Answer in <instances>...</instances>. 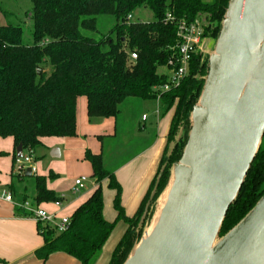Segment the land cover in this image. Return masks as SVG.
<instances>
[{
  "label": "trees",
  "instance_id": "16d2710c",
  "mask_svg": "<svg viewBox=\"0 0 264 264\" xmlns=\"http://www.w3.org/2000/svg\"><path fill=\"white\" fill-rule=\"evenodd\" d=\"M229 0H31V30L26 37L21 26L0 24V138H11L33 154L43 138L76 135V100L86 99L88 118H114L128 98L156 100L157 89L168 82L158 73L172 57L177 44L174 21L198 22L203 39L216 40ZM139 8L148 9L149 23L127 20ZM114 21L107 33H98L97 17ZM134 53L135 60L129 55ZM48 68L49 72L45 69ZM37 69L41 74H37ZM208 72V55L191 56L187 75L179 86L159 93L164 113L173 115L158 171L135 215L126 216L121 206V188L107 171L100 155L85 153L95 189L70 216L68 229L37 222L43 245L35 256L46 261L63 253L80 264H93L116 223L127 229L108 264H123L148 227L156 203L168 184L171 167L182 154L190 130V114L197 103ZM181 135L178 137V133ZM264 136L236 200L229 207L219 237L234 227L264 194ZM3 154H0V157ZM159 174H161L159 176ZM17 176L23 177L21 174ZM56 176L49 174L48 179ZM47 179L36 176L34 203L59 201L46 188ZM114 191L115 220L103 217L102 183Z\"/></svg>",
  "mask_w": 264,
  "mask_h": 264
},
{
  "label": "water",
  "instance_id": "95a60500",
  "mask_svg": "<svg viewBox=\"0 0 264 264\" xmlns=\"http://www.w3.org/2000/svg\"><path fill=\"white\" fill-rule=\"evenodd\" d=\"M205 55L181 157L123 264H264V194L219 237L264 136V0H229Z\"/></svg>",
  "mask_w": 264,
  "mask_h": 264
},
{
  "label": "crops",
  "instance_id": "0c3cea01",
  "mask_svg": "<svg viewBox=\"0 0 264 264\" xmlns=\"http://www.w3.org/2000/svg\"><path fill=\"white\" fill-rule=\"evenodd\" d=\"M205 3H208L202 0ZM210 3V2H209ZM6 25L7 23H0ZM206 47L211 39H205ZM143 101L134 98L124 100L114 118H88L86 99L76 100V135L70 138H43L39 156L32 154L31 166L35 172L30 177L17 176L13 169L14 144L11 138H0V191L6 190L13 196L15 203L29 201L34 203L36 176L47 179L46 188L59 198L61 208L54 202L39 206L56 220L71 214L85 202L95 189L90 164L85 153L100 155L104 168L113 173L121 188V206L128 217L136 214L154 179L166 144L173 112L164 113L160 102L152 100L154 106L146 114L138 117ZM145 102V101H143ZM145 118V119H144ZM150 124L146 126L147 120ZM27 155L26 151H22ZM52 155L47 166L38 161ZM40 160V159H39ZM65 172L67 176L65 177ZM49 174L56 176L48 179ZM87 178L85 187L75 191L74 180ZM28 178V179H27ZM108 182L102 183L103 217L112 222L116 213L113 210L114 191L108 189ZM81 191H84L79 195ZM78 195V196H77ZM127 229L118 221L106 244L99 251L93 264H108L111 255ZM43 245L37 231V222L25 213L0 199V264H80L75 259L55 253L46 261H41L35 252Z\"/></svg>",
  "mask_w": 264,
  "mask_h": 264
},
{
  "label": "built area",
  "instance_id": "2783aa9c",
  "mask_svg": "<svg viewBox=\"0 0 264 264\" xmlns=\"http://www.w3.org/2000/svg\"><path fill=\"white\" fill-rule=\"evenodd\" d=\"M131 15L128 16L127 20L130 22ZM165 22L176 23V38L177 44L172 48L173 55L167 61L166 74L168 75V82L160 86L157 91L156 100L159 101V93L169 92L171 89H174L179 86L180 82L187 75L188 66L191 59V56L194 54H204V41L203 39V29L201 28L198 22L193 24H188L184 20L175 22L174 18L171 15H167ZM130 60H135L136 55L131 53L129 55ZM32 157L31 155H23L21 158H17L14 161L15 169L14 172L17 174L23 175L26 170L29 168L31 173H34L35 170L31 166ZM87 182V178L79 177L74 180L75 191L82 190ZM0 199L4 202L11 204L12 206L22 210L26 216L34 219L36 222H43L49 224L56 229L58 233L65 232L70 224V216H62L56 220L54 214H49L43 210L39 205L29 201H23L21 203H15L13 196L10 192L6 190L0 191ZM56 208H61L59 201L54 202Z\"/></svg>",
  "mask_w": 264,
  "mask_h": 264
},
{
  "label": "rangeland",
  "instance_id": "374dc122",
  "mask_svg": "<svg viewBox=\"0 0 264 264\" xmlns=\"http://www.w3.org/2000/svg\"><path fill=\"white\" fill-rule=\"evenodd\" d=\"M204 1L209 3L212 0H204ZM30 11H31V0H0V23H7V24L13 25V26L24 27L26 37H27L29 35V31L31 30V23L29 20ZM151 21H153L152 14L148 9H145V8L137 9L135 12H133L131 14V18H130V22L149 23ZM113 25H114V21L112 18L106 17V16L97 17L98 33L95 35L91 34V36L98 38L99 34L107 33V31L110 28H112ZM209 42L210 43L207 44V47H206V41H204V48H203L204 54H210L213 51L214 41L211 40ZM45 71L49 72V69L46 68ZM157 72L158 73H166V70L163 67H159L157 69ZM138 102L140 104L143 103L142 110L141 111L139 110V112H138L139 113L138 117L140 118L141 115H144V117H146V114H147L148 118H149L148 112H149V109L152 106H154V102L152 100H148L145 102H143V101H138ZM150 122L151 121L148 119L146 122V126L149 125ZM180 135H181V131L178 133V137ZM263 142H264V140H263ZM36 149L37 150L35 152V156H39V151L41 150V148H36ZM39 159H38V161L42 162L41 164L43 167L48 165V161L53 160L49 155L44 157V158H42V156H40ZM15 168H16L15 165H13V169H15ZM65 177H68L67 172H65ZM83 192L84 191H81L79 193V195ZM158 202L159 201L157 200L156 207L158 205ZM156 207H155V210H156Z\"/></svg>",
  "mask_w": 264,
  "mask_h": 264
},
{
  "label": "bare ground",
  "instance_id": "6f19581e",
  "mask_svg": "<svg viewBox=\"0 0 264 264\" xmlns=\"http://www.w3.org/2000/svg\"><path fill=\"white\" fill-rule=\"evenodd\" d=\"M162 202H163V198L160 200V205H162Z\"/></svg>",
  "mask_w": 264,
  "mask_h": 264
}]
</instances>
